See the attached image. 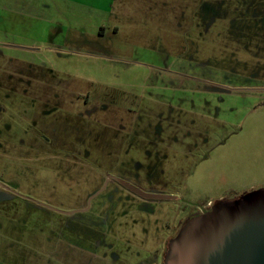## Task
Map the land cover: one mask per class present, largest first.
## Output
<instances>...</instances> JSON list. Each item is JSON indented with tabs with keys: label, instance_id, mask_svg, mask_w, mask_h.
<instances>
[{
	"label": "rangeland",
	"instance_id": "374dc122",
	"mask_svg": "<svg viewBox=\"0 0 264 264\" xmlns=\"http://www.w3.org/2000/svg\"><path fill=\"white\" fill-rule=\"evenodd\" d=\"M263 185L264 0H0V264H166Z\"/></svg>",
	"mask_w": 264,
	"mask_h": 264
},
{
	"label": "water",
	"instance_id": "95a60500",
	"mask_svg": "<svg viewBox=\"0 0 264 264\" xmlns=\"http://www.w3.org/2000/svg\"><path fill=\"white\" fill-rule=\"evenodd\" d=\"M243 194L188 220L166 264H264V188Z\"/></svg>",
	"mask_w": 264,
	"mask_h": 264
},
{
	"label": "flooded vegetation",
	"instance_id": "af4514ba",
	"mask_svg": "<svg viewBox=\"0 0 264 264\" xmlns=\"http://www.w3.org/2000/svg\"><path fill=\"white\" fill-rule=\"evenodd\" d=\"M227 199H233V198H227ZM212 204H210V202L206 203V204H201V205H197L195 207V209H193L185 218V222L186 223L188 220L195 218L197 216L203 215V214H207L210 212V207ZM184 220V219H183Z\"/></svg>",
	"mask_w": 264,
	"mask_h": 264
},
{
	"label": "crops",
	"instance_id": "0c3cea01",
	"mask_svg": "<svg viewBox=\"0 0 264 264\" xmlns=\"http://www.w3.org/2000/svg\"><path fill=\"white\" fill-rule=\"evenodd\" d=\"M10 7H12L11 5H10ZM5 12H7V9H6V5H5V7H4V9H3ZM10 13V12H9ZM12 13V12H11ZM13 14V13H12ZM17 14V13H16ZM259 188H264V185L263 186H258V187H253V188H251V189H249V190H246V191H243L242 193H247V192H250V191H253V190H256V189H259ZM229 194H239L238 192H232V193H228V194H226V195H229ZM225 197L224 196H222V197H220V199H224ZM219 199V200H220Z\"/></svg>",
	"mask_w": 264,
	"mask_h": 264
}]
</instances>
